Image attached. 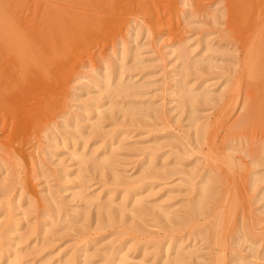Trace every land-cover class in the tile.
Listing matches in <instances>:
<instances>
[{
    "label": "rangeland",
    "instance_id": "rangeland-1",
    "mask_svg": "<svg viewBox=\"0 0 264 264\" xmlns=\"http://www.w3.org/2000/svg\"><path fill=\"white\" fill-rule=\"evenodd\" d=\"M263 44L264 0H0L1 264H264Z\"/></svg>",
    "mask_w": 264,
    "mask_h": 264
},
{
    "label": "bare ground",
    "instance_id": "bare-ground-1",
    "mask_svg": "<svg viewBox=\"0 0 264 264\" xmlns=\"http://www.w3.org/2000/svg\"><path fill=\"white\" fill-rule=\"evenodd\" d=\"M239 5V4H238ZM235 7H237L236 5H235ZM240 8H242L241 6H240ZM237 11V10H236ZM255 16V15H254ZM12 26V25H11ZM11 26H10V30L9 31H12V30H14V26H12V30H11ZM8 31V32H9ZM15 31H16V29H15ZM261 31H263V29L261 30ZM13 32V31H12ZM260 32V31H259ZM258 32V33H259ZM15 33V32H14ZM11 34H13V33H11ZM15 35H17L16 33L14 34V35H12V36H14L15 37ZM15 38H17V37H15ZM20 38V37H19ZM18 38V39H19ZM9 41H10V43H11V41H12V37H11V35L9 34ZM14 39V38H13ZM18 39H15L14 41H12V42H17L18 41ZM17 40V41H16ZM12 45H15V43H12ZM17 46V45H16ZM15 46V47H16ZM262 47H264V44L262 45ZM24 47H22V49H23ZM13 49V48H12ZM19 49H20V47H19ZM14 50V49H13ZM17 50V49H16ZM174 50H176V48L174 49ZM173 50V51H174ZM185 49H183V47L182 48H178L177 49V51L178 52H176L177 53V55H175L176 57L177 56H181V57H184V59H185V51H184ZM23 50H21V52H22ZM20 52V51H19ZM26 53V52H25ZM175 53V54H176ZM23 54V53H22ZM21 54V55H22ZM28 54V53H27ZM32 55V54H31ZM23 56H24V54H23ZM26 56V55H25ZM33 56V55H32ZM20 57V56H19ZM29 57V56H28ZM175 57V58H176ZM21 58V57H20ZM174 58V59H175ZM188 58V57H187ZM36 59V58H35ZM35 59H34V61H35ZM38 59V58H37ZM180 59V58H179ZM183 59V60H184ZM189 59V58H188ZM20 60V59H19ZM182 60V61H183ZM38 61V60H37ZM30 62V61H29ZM33 63V62H32ZM31 63V64H32ZM34 63H36V62H34ZM23 65H27L26 63L25 64H23ZM34 65V64H33ZM20 66V65H19ZM40 66H41V63H40ZM21 67V66H20ZM19 67V68H20ZM22 69V68H21ZM253 69V68H252ZM24 70V69H23ZM45 71V70H44ZM23 72V71H22ZM18 73H20V72H18ZM35 75V74H34ZM20 76V75H19ZM23 77V76H22ZM121 79V78H120ZM123 81V80H122ZM182 82V81H181ZM185 82V81H184ZM115 83V82H114ZM186 83L187 82H185V85H186ZM134 86L135 84H134V82H132V84H125V83H122V82H116L115 84H107L106 85V87L104 88L105 90H107V91H109L110 93L111 92H114V94H115V92L116 93H118V94H120V93H122V92H125V91H127L131 86ZM184 84L183 85H181V86H178V90H176V93H179V97L181 98V100H183V101H185L184 103H186V100L188 101L189 99H191V98H193L195 95H204L206 92H208L207 90H199V91H197V92H195L194 90H195V88H193V87H188V86H185ZM102 88V89H103ZM126 93V92H125ZM223 94H225V91H222V92H218V93H216V99H218V100H220L221 98H222V96H223ZM177 98H178V96H177ZM192 103V102H191ZM177 104H178V102H177ZM101 105L102 104H100V105H96V106H94V110H95V112L96 111H99V108L101 107ZM185 105V104H184ZM112 104H110L109 105V107L110 108H112ZM179 106V105H178ZM181 106V105H180ZM114 108V107H113ZM128 109V111H131L130 110V108H125V111ZM94 117H96V116H94ZM88 118H90V117H88ZM96 119V120H95ZM94 122L92 123V124H90V125H93L94 127H97L98 125H99V118H94ZM191 122H192V125H193V127L192 128H194L195 129V131L197 132V134L196 135H200V134H202L206 129H207V123L206 122H204L203 124H200V123H198V124H196V120L194 119H192L191 120ZM191 125V124H190ZM191 125V126H192ZM195 132V133H196ZM72 155L74 156V157H77V159L79 160V162L78 163H81V164H84V163H86V162H89V161H91V163L92 164H94L95 166H108V165H110V163H111V154H107L106 152H103L102 154H100V156H97V157H93L92 155H86L85 153H81V152H79V153H77L76 151H73V153H72ZM151 163V162H150ZM151 172V171H150ZM153 173V172H152ZM80 174V173H79ZM154 174V173H153ZM152 174V175H153ZM78 175V174H77ZM151 175V176H152ZM79 176V175H78ZM77 176V177H78ZM205 177H206V175H205ZM208 177V176H207ZM209 178V177H208ZM254 178V177H253ZM123 183V182H122ZM127 183V182H126ZM137 183V182H136ZM135 183V184H136ZM208 183V182H207ZM132 184V183H131ZM131 184H130V186H131ZM134 184V183H133ZM133 184H132V186H133ZM208 185V184H207ZM207 185H206V181H204L203 180V182L201 183V185L199 186V188L198 189H196V200H194V201H192V202H190L189 203V207H188V209L186 210V212L184 213L185 215L183 216L184 218H183V222L184 223H186V224H188V223H192V221L194 220L193 219V217H195V216H193L195 213L197 214L198 212H201V211H204V209H205V207L207 206V202H208V199H211V198H209L210 196H209V188H210V186H209V188L207 187ZM129 186V185H128ZM129 186V189H132L133 187H130ZM135 186V185H134ZM129 189H127V190H129ZM127 192V191H126ZM75 194H78L79 195V197L81 196V198L84 200V202L86 203V204H88V205H95L96 206V208H98V210H102L103 208H104V206H105V202H102L101 201V197L99 196V194H90V195H87L84 191H83V189H77V191H75L74 192ZM124 193V192H123ZM140 193V191H138L137 192V190L135 191H133L132 193H130L129 194V192L128 193H125L126 195L128 194V196L129 195H134V197H133V199H132V204L134 205L135 203H137L138 201H139V199L141 198L140 196V198H138L137 197V194H139ZM211 193V192H210ZM213 193V192H212ZM140 195V194H139ZM212 197V196H211ZM131 200V199H130ZM111 201V200H110ZM128 201H129V198H128ZM210 201V200H209ZM55 204V203H54ZM9 205V204H8ZM22 205V203L21 202H18V203H16V205H15V208L14 209H19V207ZM8 207V206H7ZM119 207L121 208V209H124L126 206L125 205H123L122 203L121 204H119ZM9 208V207H8ZM207 208V207H206ZM56 210V209H55ZM59 210V209H58ZM57 210V213L59 212V214H60V211H58ZM100 210V211H101ZM84 212H86V211H84ZM106 212H107V214L109 215L110 213H111V210H110V208H109V210H106ZM113 212V211H112ZM136 212H138V213H140V208H137V207H132V213L133 214H136ZM11 213V212H10ZM62 213V212H61ZM168 213V212H167ZM80 214V210L79 209H74V210H72V217L73 218H77L78 216H80L79 215ZM84 214V213H83ZM200 214H202V212L200 213ZM8 215H10V214H8ZM66 215V214H65ZM86 215V214H85ZM198 215V214H197ZM15 216V215H14ZM58 216V215H57ZM11 217V216H10ZM63 217H66V216H59V222H62V221H64V218ZM86 218V217H85ZM10 219V218H9ZM56 219V218H55ZM72 220V219H71ZM76 220V219H75ZM17 222V221H16ZM70 222V221H69ZM109 222V221H108ZM9 223V222H8ZM50 223V222H49ZM56 223V222H55ZM58 223V222H57ZM17 224H18V222H17ZM54 224V223H53ZM11 225H13V224H11ZM11 225H9V226H11ZM15 226H17L16 224H14ZM49 225H51V224H49ZM6 229H8V228H6ZM46 229V228H45ZM16 230H19V227H17L16 228ZM177 251V250H176ZM116 253V255H115V258H114V260H113V262H114V264H123V263H125L126 262V260L129 258V256H128V253L126 252V251H124V249L123 248H121V247H119L116 251H115ZM62 255V258H61V260L60 261H63V262H70L71 260H72V258L69 256H65L64 255V253L63 254H61ZM7 256V258H6V264H20L19 263V260H20V258H21V256H22V254H21V252L17 249V248H15L10 254H8V255H6ZM239 256V255H238ZM166 258H167V256H165ZM164 257V258H165ZM179 257V254H177V256H176V259ZM240 257V256H239ZM163 259V263L165 264L166 263V260L167 259ZM175 259V258H174ZM179 259V258H178ZM241 259V258H240ZM85 262L87 261V257H85V260H84ZM239 261V260H238ZM248 261V260H247ZM21 262V261H20ZM241 262V261H240ZM215 264H220V258H218L215 262H214ZM236 263V262H235ZM0 264H1V260H0ZM42 264H45V262L43 261V263ZM248 264H250V263H248ZM253 264H254V262H253ZM255 264H256V262H255Z\"/></svg>",
    "mask_w": 264,
    "mask_h": 264
}]
</instances>
